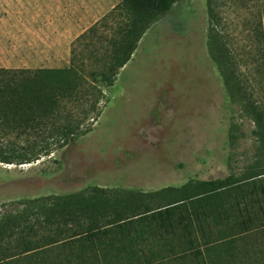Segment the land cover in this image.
I'll return each mask as SVG.
<instances>
[{
	"label": "rangeland",
	"instance_id": "obj_1",
	"mask_svg": "<svg viewBox=\"0 0 264 264\" xmlns=\"http://www.w3.org/2000/svg\"><path fill=\"white\" fill-rule=\"evenodd\" d=\"M7 1L35 20L43 48L65 31L69 56L52 66L59 69L70 66L72 50L80 58L91 42L99 46L100 36L111 35V12L123 0ZM213 6L216 19L209 0H178L161 15L115 84H100L104 97L82 124L85 134L37 162L0 163V216L19 202L49 196L150 194L259 173L264 151L256 123L230 95L208 43L218 21L248 92L264 105V0H215ZM46 49L21 69H51Z\"/></svg>",
	"mask_w": 264,
	"mask_h": 264
},
{
	"label": "trees",
	"instance_id": "obj_2",
	"mask_svg": "<svg viewBox=\"0 0 264 264\" xmlns=\"http://www.w3.org/2000/svg\"><path fill=\"white\" fill-rule=\"evenodd\" d=\"M177 1L123 0L111 12V35L100 36L99 46L91 42L80 58L72 50L67 68L0 69V163L37 162L83 135L82 124L97 114L104 97L100 84H115L143 36ZM214 3L209 0V14L216 19ZM217 26L218 21L210 27L211 56L230 95L254 119L264 151V105L248 92ZM89 31L95 34L96 25ZM260 37L264 41V24ZM258 167L255 176L236 182L19 202L0 216V264H123L126 257L135 264L147 244L179 239L196 248L198 233L220 226L221 231L248 230L247 223L231 221L252 218L256 204L264 207V165Z\"/></svg>",
	"mask_w": 264,
	"mask_h": 264
},
{
	"label": "crops",
	"instance_id": "obj_3",
	"mask_svg": "<svg viewBox=\"0 0 264 264\" xmlns=\"http://www.w3.org/2000/svg\"><path fill=\"white\" fill-rule=\"evenodd\" d=\"M12 3L0 0V69L30 68L45 47L49 68H56L52 66L62 60L67 63L69 41L65 31L51 35L53 43L43 48L36 38L35 20L22 18L11 9ZM253 214L252 218L238 216L231 221L237 225L247 223L248 230L221 231L224 227L220 226L212 232L196 234V248L179 239L170 245L164 241L147 244L138 251L135 264H264V207L256 204ZM123 264H129L128 257Z\"/></svg>",
	"mask_w": 264,
	"mask_h": 264
}]
</instances>
